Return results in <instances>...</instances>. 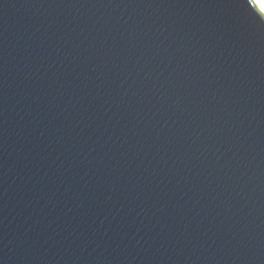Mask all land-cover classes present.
Returning a JSON list of instances; mask_svg holds the SVG:
<instances>
[{"label":"water","instance_id":"water-1","mask_svg":"<svg viewBox=\"0 0 264 264\" xmlns=\"http://www.w3.org/2000/svg\"><path fill=\"white\" fill-rule=\"evenodd\" d=\"M125 3L0 0V264H264L257 1ZM189 17L213 48L202 71L231 76L203 122L160 107L168 26Z\"/></svg>","mask_w":264,"mask_h":264},{"label":"snow or ice","instance_id":"snow-or-ice-1","mask_svg":"<svg viewBox=\"0 0 264 264\" xmlns=\"http://www.w3.org/2000/svg\"><path fill=\"white\" fill-rule=\"evenodd\" d=\"M258 2L261 8L259 15L253 14L249 20L252 31L249 34L246 47L249 57L255 61L253 71L250 74L256 75L258 73L261 83V99L264 103V0H258ZM249 3L256 6L254 0H249ZM231 4L232 0H127L125 6L199 10L224 8L231 6ZM168 27V36L165 37L168 44L163 51L167 53L169 65L172 66L169 77H175L174 80H169L173 89L175 104H161L160 107L165 111L182 108L184 111H188L192 117L199 114V118L203 122L213 113L218 115L219 111L224 110L223 106L217 109L219 101L216 105L212 104L211 101L208 103L205 101L210 92L213 97L221 88H224L225 93H227L229 89L225 88L223 79L231 80V76L224 73V78L217 74L213 79H209L208 73L202 71V69L207 68L210 62L209 57L213 53V48L206 42L203 27L194 18L173 20ZM231 75L234 76L235 73ZM213 85L216 87L214 88ZM231 94L236 95V92ZM188 105H191V109L188 108ZM166 124L167 120L164 121V125ZM164 125H161V128ZM176 135H179L178 131Z\"/></svg>","mask_w":264,"mask_h":264},{"label":"bare ground","instance_id":"bare-ground-1","mask_svg":"<svg viewBox=\"0 0 264 264\" xmlns=\"http://www.w3.org/2000/svg\"><path fill=\"white\" fill-rule=\"evenodd\" d=\"M256 1H257V3H258L259 7L261 8V5H260V3L258 2V0H256Z\"/></svg>","mask_w":264,"mask_h":264}]
</instances>
